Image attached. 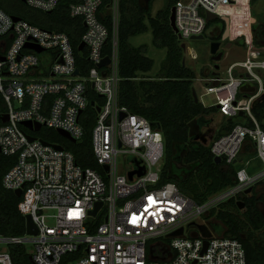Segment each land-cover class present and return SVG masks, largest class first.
Here are the masks:
<instances>
[{
    "label": "built area",
    "instance_id": "1",
    "mask_svg": "<svg viewBox=\"0 0 264 264\" xmlns=\"http://www.w3.org/2000/svg\"><path fill=\"white\" fill-rule=\"evenodd\" d=\"M66 1L25 0L24 4L51 14ZM119 2L111 0L110 9L119 11ZM249 2L178 0L175 34L186 45L206 32L207 13L227 17L232 9ZM103 3L69 0L68 17L80 19L85 28L78 45L66 32L19 17L15 21L0 8V97L6 108L0 125V154L16 159L3 186L13 192L22 189L18 209L24 217L31 216L38 228L37 235L0 234V264H14L9 250L14 245L26 246L35 264H62L69 257L67 264H247L246 250L238 239L218 234L217 226L205 225L201 219L233 199L238 202L249 196L246 191L255 189L264 171L250 174L246 168H236L235 184L200 204L173 182L160 185L164 135L119 103L117 41H113L112 56L105 55L109 30L101 20ZM117 22L114 17L115 28ZM247 45H251L247 58L229 65L226 77L216 70L199 79L202 96H213L211 107L223 117L245 114L253 123L237 124L212 144V155L226 166L237 165L247 143L254 145L255 158L264 165V130L252 114L254 102L264 97V78L256 72L264 70V60L257 61L264 47L257 49L252 35ZM106 57L111 63L100 67ZM192 59L197 60V55ZM247 83L256 84L255 92L239 98ZM89 108L94 114L88 113ZM5 115L8 122L3 121ZM87 121L93 122L92 152L103 173L83 168L63 145H44L38 135L42 128L62 130L77 143L85 136ZM28 122L40 129L27 128L24 123ZM120 158L125 159L123 170ZM141 167L143 175L135 174L130 180L129 173ZM200 226L207 227L210 237L201 233ZM180 230L182 234L173 235Z\"/></svg>",
    "mask_w": 264,
    "mask_h": 264
},
{
    "label": "trees",
    "instance_id": "2",
    "mask_svg": "<svg viewBox=\"0 0 264 264\" xmlns=\"http://www.w3.org/2000/svg\"><path fill=\"white\" fill-rule=\"evenodd\" d=\"M147 1V0H146ZM156 0H120L117 28L114 26V17L104 14L109 11L111 0H104L101 8L102 22L109 30V40L105 48V55L112 56L113 41H117L118 100L120 105L127 107L131 113L146 118L154 129L162 131L165 139V163L163 164L160 185L169 182L175 183L182 194L200 204L210 196L233 186L236 182V166L216 164L211 153V146L203 140H196L190 134V124L195 120L217 114L216 107H205L196 103L193 97L196 74L184 62L182 42L172 31L170 26L171 10L178 0H166L163 9L152 17L153 4ZM69 0L51 14L38 13L27 15L22 12L25 4L15 0L14 11L10 5L0 2V8L12 16L23 18L30 23L45 29L58 30L73 37V44L78 45L80 36L84 33V26L80 19L72 20L68 16ZM37 11V10H36ZM152 28L156 46L166 49L167 56L161 66L160 73L151 79L145 74L152 71L154 60L147 56L145 46L133 47L131 38L145 34ZM208 28V26H207ZM258 37H254L257 47H264ZM256 89V84H246ZM244 91L239 95L250 96L255 92ZM6 113L4 101L0 97V125L2 116ZM88 113L94 114L92 108ZM252 114L260 127L264 130V97L256 100L252 107ZM239 117V116H238ZM242 121L226 119L219 129V137L229 133L237 124L253 126L252 121L243 114ZM85 136L77 143L67 142V149L75 157V161L83 168L96 169L103 173L92 152L91 130L93 122H84ZM38 135L45 141L63 145V139L57 131L42 128ZM250 144V143H249ZM254 146V145H253ZM250 150V147H248ZM256 152L251 154L255 157ZM15 157H6L0 154V234L4 237H22L26 234V219L20 213L18 205L22 197H17L13 191L3 186L5 174L14 166ZM179 163L191 166L190 170L178 168ZM254 191V190H253ZM245 207L240 210L236 200H231L213 210L207 218H215L223 225L219 232L225 237L238 239L244 246L247 255V264H264V217L258 209L262 200L253 192L249 196L239 198ZM223 229V230H222ZM262 231V232H261ZM14 264H32L28 248L24 245L10 247ZM71 257L64 259L67 264Z\"/></svg>",
    "mask_w": 264,
    "mask_h": 264
},
{
    "label": "rangeland",
    "instance_id": "3",
    "mask_svg": "<svg viewBox=\"0 0 264 264\" xmlns=\"http://www.w3.org/2000/svg\"><path fill=\"white\" fill-rule=\"evenodd\" d=\"M166 0H156L152 15L153 17L156 16L157 12L164 8ZM4 5L8 4L14 11H17L19 13L18 9H21L22 7H18L15 9V0H0ZM142 4H147L146 0H142ZM227 17L231 20L230 22V29L231 34L228 40L225 41V43L221 42V48L220 52L224 53L223 60L219 63L212 61V55L210 53V45L215 40L216 35L218 34V28L219 23L218 21H214L208 25V28L206 32L204 33V39L203 40H188L186 41V45L188 47V51H184V62L187 67H189L191 70L194 71L196 74V79L194 81V88L197 93L199 102L202 103L205 107H211L215 104V99L213 96H202L204 93L203 84L199 81V79H204L211 74L216 73L217 71H220L221 76L226 77V69L229 65H231L234 62L244 61L246 56V51L251 45H247V37L254 38L255 36L258 37L259 41L263 42L262 37V31L259 29L260 27L264 26V0H250L248 5L241 4L234 9H232ZM22 12L25 14H36L38 15V11L33 10L25 5V8H22ZM110 14L118 19L119 17V11L118 9L112 8L111 10L104 13ZM149 30L142 35H139L137 37L131 38L130 44L133 47H140L145 46L147 49V56L154 60V67L151 72L145 74L146 77H150L151 79L156 78L158 74L160 73L161 66L163 62L166 59L167 56V50L160 48L155 45L154 43V37L152 28L149 24V21L146 22ZM263 25V26H262ZM244 34L247 35L243 36ZM231 42L233 45L230 48H226V44ZM254 46H256L254 44ZM257 49H261L260 47H257ZM264 54V50H260ZM196 54L198 59L193 60L192 56ZM264 60V57H260L257 59V61ZM216 64L219 65V70L216 71L215 66ZM256 72L261 75L262 78H264V70L259 69L256 70ZM251 84V83H247ZM246 91H253L255 89L254 87L245 85ZM244 91V89H243ZM245 92V91H244ZM244 117H247L245 114H243ZM237 120L242 121V118L237 117L234 118ZM226 120L225 117L217 114L208 115L203 118V121L195 120L190 124V134L192 137H198V140H206L207 146H212V144L218 139L219 137V129L222 126L223 122ZM62 137V136H61ZM65 143H63V146L67 149L68 143L70 142L66 138ZM71 143V142H70ZM248 147H250V150H248ZM68 150V149H67ZM256 152L255 147L253 144L247 143L241 155L239 156V162L236 165V168L242 169L246 168L250 174L253 173H260L264 171V165L260 161V159H256L255 157H251V154ZM256 156V155H255ZM245 158V159H243ZM255 158V159H254ZM243 159V160H242ZM119 167L123 170V165L125 164V159L120 158L118 160ZM165 163V159L163 164ZM248 163V165H247ZM178 168L180 169H187L190 170L191 166L184 165L182 163H179ZM257 193V197H261L262 200L258 203V209L261 212V214L264 217V179L256 185L254 191ZM201 221L205 225H209L210 223L212 226H218L221 224L217 222V219H207L202 218ZM223 226V225H222ZM218 231V229H216ZM262 232V231H261ZM220 232H218L219 234ZM221 234V233H220Z\"/></svg>",
    "mask_w": 264,
    "mask_h": 264
},
{
    "label": "water",
    "instance_id": "4",
    "mask_svg": "<svg viewBox=\"0 0 264 264\" xmlns=\"http://www.w3.org/2000/svg\"><path fill=\"white\" fill-rule=\"evenodd\" d=\"M21 1H22L23 3L25 2V0H21ZM13 19H14L15 21H18V20H19V18H18L17 16H14ZM218 20H221V21H223V22L226 24V30H225V32H224L223 39H222L223 41H225L227 38L230 37V34H231V29H230V22H231V20H230L228 17H219V16H217V15H215V14L207 13L206 21H207V24H208V25H209L210 23H212V22H214V21H218ZM170 26H171V28H172V31H173L174 33H176L177 30H176V27H175V8H174V7H173L172 10H171V15H170ZM203 39H204V35L199 36V37L192 38V40H203ZM232 45H233V44H232L231 42H229L228 44H226V48L228 49V48L232 47ZM83 48H84V44H81V46L79 47V49H80V50H83ZM181 48L183 49V51H186V45H185L184 43L181 44ZM220 48H221V42H212V43H211V45H210V53H211V55H212V61H213V62L219 63V62H221V61L223 60L224 53H223V52H220ZM37 51H38V52H41V49H37ZM110 63H111V59H110V57H106V58L103 59V61L101 62V64H100L99 66H100V67H106V66H108ZM183 65L185 66V62H183ZM215 69H216V70H219V65H218V64H216ZM75 74H78V71H76ZM193 97H194L195 102H196V103H199V99H198V96H197V93H196L195 89L193 90ZM91 105L93 106L94 103H91ZM3 121H4V122H8V115H5V116H4ZM24 125H25L27 128H29V129H34V128H35L36 130H39V129H40V126H39V125H35V126H33V125H32L31 123H29V122H28V123H24ZM58 134H59L60 136L64 137V138H66V139L69 140L70 142H72V143H76V140L72 139L68 133H66V132H64V131H62V130H59V131H58ZM28 139H29V141H31V142L35 140V138H33V137H28ZM195 139L198 140L199 138H198V137H195ZM203 142L206 143V140L203 139ZM42 143H43L44 145H51V144H49L48 142H45V141H43V140H42ZM54 147H55L56 149H58V150H63V147H62V146L54 145ZM214 162H215L216 164L219 165V164H221L222 160H221L220 157H216V158H214ZM135 164L138 166V165H139V162L135 161ZM104 170H105V171H108V167L105 166V167H104ZM143 173H144V168L141 167V168H140L139 170H137V171L130 172V173H129V179L132 180V179H133V176H134L135 174H137L138 176H142ZM252 192H253V188H250V189H248V190L246 191V194H247V195H250ZM14 193H15V195H16L17 197H21V195H22V189L17 190V191H15ZM237 205L239 206L240 210H243L244 207H245V204H244V202H242V201H238V202H237ZM101 206H102V203H101V202L98 203V204L96 205V210L93 211L92 214L95 215L96 212H97V210H98ZM25 219H26V233H27L28 235H37V233H38V228H37L36 224L32 221L31 216L28 215V216L25 217ZM199 228H200V230H201V233H202L205 237H207V238L210 237L211 234L209 233V230L207 229L206 226H200ZM182 232H183V230H180V231L174 233L173 235H179V234H182ZM207 245H208V242L206 241V242H205V249H206ZM30 261H31L32 264H35V263L33 262V259H32L31 257H30Z\"/></svg>",
    "mask_w": 264,
    "mask_h": 264
},
{
    "label": "flooded vegetation",
    "instance_id": "5",
    "mask_svg": "<svg viewBox=\"0 0 264 264\" xmlns=\"http://www.w3.org/2000/svg\"><path fill=\"white\" fill-rule=\"evenodd\" d=\"M218 23H219L218 34L216 35L215 40L213 42H223L222 39H223L224 32L226 30V24L221 20H218ZM259 29L262 31V33H264V26L260 27ZM228 39L229 38H227L226 40ZM225 41L223 43H225Z\"/></svg>",
    "mask_w": 264,
    "mask_h": 264
},
{
    "label": "crops",
    "instance_id": "6",
    "mask_svg": "<svg viewBox=\"0 0 264 264\" xmlns=\"http://www.w3.org/2000/svg\"><path fill=\"white\" fill-rule=\"evenodd\" d=\"M146 2H148V0H147ZM155 2H156V1H155ZM155 2H154V4H155ZM154 4H153V7H154ZM108 9L111 10V9H110V6H109ZM152 11H153V9H152ZM102 15H103V14L101 13V16H102ZM152 17H153V15H152ZM146 24H147V23H146ZM260 48H262V47H260ZM248 54H249V52H248V50H247V51H246V56H247ZM260 56L263 57L264 54L261 53ZM218 113H219V111H218ZM219 114H220V113H219ZM220 115H221V114H220ZM226 119H228V118H226ZM243 159H245V158H243ZM243 159H242V160H243ZM238 162H239V159H238ZM238 162H237V163H238ZM249 173H250V172H249ZM217 222H218V221H217ZM217 227H219V226H217ZM217 229H219V228H217ZM218 232H219V230H218Z\"/></svg>",
    "mask_w": 264,
    "mask_h": 264
}]
</instances>
